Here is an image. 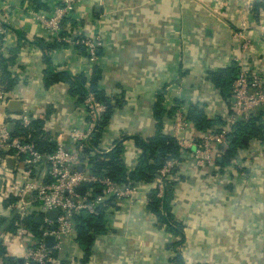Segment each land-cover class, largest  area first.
I'll return each instance as SVG.
<instances>
[{
    "label": "crops",
    "instance_id": "0c3cea01",
    "mask_svg": "<svg viewBox=\"0 0 264 264\" xmlns=\"http://www.w3.org/2000/svg\"><path fill=\"white\" fill-rule=\"evenodd\" d=\"M43 2L51 14L57 0ZM255 3L263 6L253 11ZM31 10L26 0H0L1 54L7 57L18 48L9 68L18 78L12 89L18 94L15 101L52 136L82 128L80 104L67 86L44 85L42 52L28 42L57 40L32 23ZM61 32L71 39L103 37L94 64L82 47L67 43L48 55L57 72L89 78L94 66L100 70L97 88L113 113L98 151L90 154L108 152L125 138L130 169L138 157L134 137L145 140L155 133L153 108L159 94L169 132L175 111H187L190 105L203 108L209 118L225 120L231 99L221 96L210 81L211 72L236 64L261 77L264 88V0H84L63 21ZM236 32L248 40L247 51L233 36ZM17 113L2 108L0 121ZM190 132L197 133L195 128ZM65 145L71 146L68 139ZM182 157L169 204L172 222L183 233L182 244L174 249L179 237L147 209L154 184L140 183L141 194L133 205L112 200L107 232L96 238L88 264H170L176 251L184 264H264V141L251 142L221 168H195L191 155ZM4 209L0 197V213ZM81 256L73 264H80Z\"/></svg>",
    "mask_w": 264,
    "mask_h": 264
},
{
    "label": "built area",
    "instance_id": "2783aa9c",
    "mask_svg": "<svg viewBox=\"0 0 264 264\" xmlns=\"http://www.w3.org/2000/svg\"><path fill=\"white\" fill-rule=\"evenodd\" d=\"M84 0H57L51 14L30 11L32 23L42 27L53 35L57 41L85 49L89 62L97 61V50L104 44L103 37L96 34L82 39L60 37L61 23L67 19L77 4ZM233 36L240 40L241 48L247 51L249 42L241 33ZM0 44V54L2 53ZM12 76L13 71L10 70ZM18 94L4 92L0 85V109L15 101ZM231 103L225 124L213 132L204 134L190 132L194 128L186 120V112L182 108L176 110L171 118L169 134L174 136L181 150L190 151L195 168L214 167L215 160L227 150V135L233 124L256 114L264 106V88L261 77L239 69L237 78L232 84ZM81 114L82 128L71 127L53 135L55 149L52 153L42 154L31 143L22 138H12L8 131L9 123H16L22 128L30 129L33 118L27 108L20 109L17 115L12 114L0 121V197L3 200L13 199L0 213V216L16 212L13 230L0 232V243L6 251V256L21 264H73L81 255L75 242L73 215L85 211L97 215V209L108 200L127 201L130 205L136 202L141 194L139 184L134 187H121L109 178H98L88 173L83 150L91 135L96 131L105 106L96 101L92 94L77 106ZM71 146L65 145V140ZM8 160L13 161L11 168ZM178 165L177 161H167L159 170L153 188L163 192V181L169 178L171 170ZM81 166L82 170H77ZM97 183L103 188V193L95 196L93 188L85 187ZM81 188V192L77 191ZM37 208L38 213L31 212ZM58 212L55 219H48L45 213ZM41 216L35 234L24 223L30 214ZM54 226V228H52ZM47 237L53 238V246L45 244ZM0 264H4L0 262Z\"/></svg>",
    "mask_w": 264,
    "mask_h": 264
},
{
    "label": "trees",
    "instance_id": "16d2710c",
    "mask_svg": "<svg viewBox=\"0 0 264 264\" xmlns=\"http://www.w3.org/2000/svg\"><path fill=\"white\" fill-rule=\"evenodd\" d=\"M30 4L32 11L38 13H46L47 6L44 0H26ZM263 3H255L253 11H257L262 7ZM65 20V19H64ZM63 20V21H64ZM62 21V23H63ZM61 23V25H62ZM61 32L60 37H65ZM82 39L83 37H77ZM22 36H19V40ZM29 44L36 45L42 52L43 62L46 66L44 71V85L49 87L55 83H64L67 86L70 96L76 98V103L81 104L89 94H92L94 99L105 106V111L100 116V121L96 131L91 135L86 143V147L82 153V161L86 160L88 173L91 176L98 178H109L115 184L121 187H134L140 183H152L157 178V170H159L167 161H177V164L183 161L182 155H190V151L181 150L174 136H171L164 124V110L161 106V94L158 95L157 103L153 108V116L155 120V133L148 139H141L138 136L134 137L135 148L138 151V157L130 169L129 164L125 160L123 141L115 143L114 147L108 152H95L91 156V152L98 151L99 140L102 137V131L108 123L112 113L113 106L106 99L103 92L97 88V81L100 77V70L94 66L90 77L83 74L72 76L67 71L57 72L52 67L48 52L64 45V42L57 41L54 44L44 43V41L35 39ZM81 47V46H77ZM83 48V47H82ZM84 49V48H83ZM85 50V49H84ZM18 48L10 50L9 56L0 54V85L4 92H10L17 85L18 78L12 76L9 68L15 63V54ZM11 53V55H10ZM239 67L232 64L227 69H221L216 72L209 73L210 81L221 92V96L231 97L232 84L237 78ZM186 120L196 129L198 134L213 132L225 124V120L220 118H209L204 109L198 105H190L186 112ZM31 128H22L16 124L12 138H19L29 142L33 147L42 154L52 153L55 149L53 136L49 132L42 130V123L34 121L31 123ZM228 147L224 154L215 160L214 166L221 168L235 159L239 150L246 149L253 141H264V111L259 110L256 114L249 116L246 119L236 121L231 127V132L227 135ZM187 152V153H186ZM178 170L177 165L173 167L169 178L163 181V192L159 196V190L155 187L148 195L147 209L155 215L157 219L167 225V230L174 237H179L177 242L172 244L176 249L182 244L183 233L181 227L172 222L170 214V200L172 198L173 177ZM87 187L93 188L95 196L103 193V188L97 184H89ZM13 202V199L4 200V207H7ZM112 200L104 202L97 209V215H90L85 211L73 215V223L75 230V242L78 245L82 256L79 260L80 264H88L92 255V248L98 236L104 235L106 230V213L111 206ZM34 213V212H33ZM30 214L25 218V225L35 234L38 230V224L35 221L34 214ZM16 220V219H15ZM5 221L0 220V227ZM8 230H13V223L9 225ZM0 262L4 264H19L18 261L6 256V251L0 243ZM64 264V262L58 263ZM170 264H184L178 251Z\"/></svg>",
    "mask_w": 264,
    "mask_h": 264
},
{
    "label": "water",
    "instance_id": "95a60500",
    "mask_svg": "<svg viewBox=\"0 0 264 264\" xmlns=\"http://www.w3.org/2000/svg\"><path fill=\"white\" fill-rule=\"evenodd\" d=\"M97 10L99 9V7L96 8ZM20 108H21V105L18 101H11L8 103L7 105V109L10 110L11 112H18L20 111ZM8 131L10 132V134H12L14 132V129H15V125L13 123H9L8 126ZM13 165V161L12 160H8V167L11 168ZM77 170L81 171L82 170V167L79 166L77 167ZM0 185H1V182H0ZM77 191L80 193L81 192V188L79 187L77 189ZM31 212H34V213H38V209L37 208H32L31 209ZM16 212H13L6 220L5 222L2 224V226L0 227V232H5V230L7 229V227L9 226V223L10 221L13 219V217L15 216ZM58 216V212L56 211H50V212H47L45 213V217H47L48 219H55L56 217ZM42 218L41 216L37 215L36 218H35V221L37 224H40ZM54 228V226L52 227ZM45 244L51 248L53 246V238L52 237H47L45 239ZM19 264H21V261L19 260L18 261Z\"/></svg>",
    "mask_w": 264,
    "mask_h": 264
}]
</instances>
